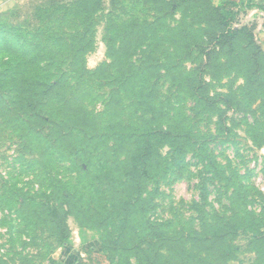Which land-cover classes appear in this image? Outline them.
Segmentation results:
<instances>
[{
	"label": "rangeland",
	"instance_id": "obj_1",
	"mask_svg": "<svg viewBox=\"0 0 264 264\" xmlns=\"http://www.w3.org/2000/svg\"><path fill=\"white\" fill-rule=\"evenodd\" d=\"M82 3L10 0L0 12V264H77L81 259L94 264L84 249L109 254L102 264H264L262 72L251 75L243 58L228 60L227 52L179 64L173 57L180 52L174 36L184 30L201 36V11L184 18L145 0H120L116 6L108 0L104 6L109 9L99 13L110 10L111 17L88 26ZM160 16L168 28L156 23ZM25 40L30 41L28 56L39 53L36 62L30 57L20 62L25 55L18 48ZM46 50L59 62L42 59ZM59 70L67 77L61 92L72 104L81 103L98 124L118 116L129 125L161 126L173 134L170 143L158 141V157L169 168L165 174L154 170L156 178L148 181L144 195L151 207L144 217H130L137 226L123 228L112 220L104 226L81 224L71 210L65 211L69 238L62 245L58 238L65 234L58 237L46 208L49 176L62 179L79 205L91 207L93 214L115 216L113 203L122 205L134 194L124 198L117 188H107L116 196L101 194L107 177L98 160L113 166L117 158L121 165L128 150L119 156L111 145L88 146L87 135L77 133L82 131L73 132L68 147L59 134H51L45 122H59L54 115L64 99L43 97L45 83L36 79L58 77L59 82ZM27 71L36 76L32 82L20 80ZM199 78L206 87L193 92ZM23 84L30 92L23 93ZM151 85L161 118L142 114L136 97ZM33 102L44 120L36 116ZM121 172L113 173L112 180ZM147 220L154 226H146ZM220 231L228 233L221 244L213 237ZM159 237L172 241L156 243ZM203 237L208 241L197 242ZM137 246H151L162 256L148 257ZM195 252L204 257L194 258Z\"/></svg>",
	"mask_w": 264,
	"mask_h": 264
},
{
	"label": "trees",
	"instance_id": "obj_2",
	"mask_svg": "<svg viewBox=\"0 0 264 264\" xmlns=\"http://www.w3.org/2000/svg\"><path fill=\"white\" fill-rule=\"evenodd\" d=\"M105 1L108 2V0H83L82 7H83V15L87 19V25L88 26H94L99 24L100 20H103L104 17H107L108 19L111 17L112 12L108 10V13H99V11H107V9L104 6ZM122 1V0H121ZM127 1V0H125ZM120 0H111V5L116 6ZM145 3H154L155 6H157L160 10H169L171 13V16L177 11L181 12V15L184 18L188 17V13L193 11L196 13L200 12V9H197V6L199 8L202 7V4L199 2H193L188 3L185 0H145ZM97 4V5H96ZM202 10V9H201ZM217 11V10H216ZM214 11L210 9V22L206 23L205 26H202L201 29V36L194 35L193 32H188L187 30L182 31V33H179L178 35H175L174 40L179 41V53H175L173 56L179 64L181 62L189 61L190 59L197 60L198 57H209L211 58L213 55H217L220 57L221 54L226 53L227 58L229 60L233 59L234 54V37L238 36V31L232 30L228 28V24L223 23L222 14L219 11ZM202 13V12H201ZM104 14V15H103ZM166 14V13H165ZM206 8H205V16H206ZM161 18H157L156 23L158 25H161L165 28H168L164 20H166L165 16H160ZM110 24H112L110 22ZM203 24V22H201ZM81 32V31H78ZM82 34V32H81ZM157 34L159 32L157 31ZM156 34V35H157ZM168 37H165L167 39ZM25 45H21V51L23 50V54L25 55L20 56V62L21 60H25L26 58L30 57L34 62H36V59L39 57V53L35 56H28L30 54V50H27L25 47L27 45L30 46V41L25 40ZM62 44H55V47H60ZM211 47H210V46ZM53 46V45H52ZM215 46H218L220 50H217ZM37 47H34L33 49H36ZM45 48V47H41ZM25 49L28 51V55L25 52ZM38 49V48H37ZM50 49V47H49ZM198 52L197 56H195V52ZM119 53V52H118ZM62 56V55H61ZM77 56V55H76ZM75 56V57H76ZM42 59H46L51 64L54 62H59L58 60H55L54 54L51 50L43 51V55H41ZM255 62L257 63V69L260 68V59H256ZM153 70L156 72V68L154 67ZM33 71H27L23 74V76L20 77V80L23 82L29 81L32 82L34 79H36V76H31L30 73ZM52 72H50L51 74ZM60 77L59 82L56 80L57 78H53L52 75L50 80H47L45 82L44 79H36L39 82H44V85L41 87L43 90L42 96L47 97L49 101H53L55 99H64L61 107L58 109L57 114L54 115L59 119V122L54 121L51 118H48L46 124L50 126L51 134H59L60 138L62 139V142L68 145V147L72 146L70 143V137L72 136L73 132H77L80 135H87L86 142L88 146L90 144H94V147L96 146H105V145H111L110 147H113V150L118 153L120 156L121 153L126 150L130 152V155L126 156L124 160H122L121 165L117 163L119 159H114L115 164L112 166V164L105 165L103 162V159H99L98 163L101 164V171H104V175L107 177V181H105V191H101V194L104 196L109 195V191H107V188L113 189L117 188L121 190V194H125L124 198L129 194L133 195V199H124L121 200L122 205H117L113 203L112 208L116 215L114 216L112 213L109 215L106 213L101 214H93V209L90 207L88 210L81 207L79 205V202L76 201L75 198H73V195L69 192V188L65 185L64 181L62 179H59L57 177H48V181L51 183L50 185V194L47 196V212L50 218V223L53 226V228L58 231V237L60 234H65V236L62 238H58L60 241V244L62 245L65 243L69 238V231L66 224V218H65V211H72L75 218L81 223V224H100V226H104L107 222H110L111 220L113 223H120L123 225V228L126 226H137L133 222L130 221V217L136 214H143L144 212L151 207L149 206V200L148 198H144V195L146 194V189L148 186V181L152 178H156V175L154 174V170L156 169V172L165 174L166 171L169 168V163L164 161V159L158 157V147L160 146L159 140L164 138L167 143H170L169 140L172 138L173 134L171 132V129H164L161 126L157 127H151L146 124V128L142 129V126L132 125L130 123L127 124L123 121V119L119 118L118 116L115 117L112 121L108 122L106 125L98 124L89 113L85 110V108L82 106V104H72V100L67 98L66 92H61V80L66 77V74L62 70H59ZM73 79V78H72ZM198 84L194 85L193 87L190 86L188 88L192 87V91L195 92L197 89L206 87V82L204 79L202 80L199 78ZM25 87L23 90V93L25 91L30 92V88L23 84ZM39 85H37L38 87ZM156 86L151 85L148 88H144L141 91L136 93V97H138L139 105L144 108V111L142 114L149 115V116H156V118H161V114L159 113V110L154 107V104L152 103V99L155 96L156 93ZM46 89V90H45ZM22 93V94H23ZM72 93H74L72 91ZM119 102H115V105ZM28 104V103H27ZM36 106V110L39 109V106L34 104V102L31 104L32 107ZM121 105V104H120ZM61 111V112H59ZM39 110L38 113H36V116L39 118ZM61 116H60V115ZM118 117V119H116ZM41 120H44V118H39ZM142 120V119H141ZM143 122V121H142ZM86 137V136H85ZM113 145V146H112ZM166 145V144H165ZM115 148V149H114ZM135 148V149H134ZM134 151H131L133 150ZM121 152V153H120ZM88 155L91 157L93 156L90 153ZM86 168L88 166L86 165ZM106 168V169H105ZM88 171V169H86ZM121 170V175L116 176L117 181L112 180L111 177L113 173L119 172ZM76 173V172H75ZM157 173V174H158ZM57 195L59 197L57 198ZM116 196L113 192L109 195V197ZM52 202H55L54 204ZM53 204V205H52ZM111 209V207H110ZM64 211V212H63ZM37 212V209H36ZM95 213V212H94ZM99 213V212H98ZM106 214V215H105ZM125 216V217H124ZM98 220V221H96ZM149 224L146 226H154V224L150 223L149 220H147ZM145 225V224H144ZM134 228V227H131ZM223 232V231H222ZM221 231L215 235H213L214 239H216L215 243L217 242H223L225 241L224 238H226V234L228 233H222ZM234 232H237V228L234 227ZM123 237V235H122ZM195 240V239H194ZM158 241H161L164 245L167 244L168 241H172V238L168 237H159L158 240H156V243H159ZM208 241L207 237L200 238L197 242H203ZM150 244V239L146 241L144 244ZM220 243V244H221ZM146 244V245H147ZM200 244V243H198ZM104 250L108 251L109 247L107 243H104L103 245ZM151 246H148L144 250L140 248V246H137V249H139V253H143L146 256L150 257L149 255H152L153 252H151L150 248ZM149 248V249H148ZM84 252L92 257L91 261L94 264H102V260L106 259L107 256H99L96 255L93 250L90 249H84ZM109 253V251H108ZM160 253H153L155 256H162ZM109 255V254H108ZM194 258L198 259L200 257L195 253L192 254ZM203 259V258H202ZM206 259V257H205ZM78 264H88L87 261L84 259H81Z\"/></svg>",
	"mask_w": 264,
	"mask_h": 264
},
{
	"label": "crops",
	"instance_id": "obj_3",
	"mask_svg": "<svg viewBox=\"0 0 264 264\" xmlns=\"http://www.w3.org/2000/svg\"><path fill=\"white\" fill-rule=\"evenodd\" d=\"M10 0H0V12L3 10L5 3H8ZM188 3L197 2L201 3L202 7L200 9L202 12L200 15L201 22L203 26L206 23L210 22V9L214 11H219L222 14L223 23L228 24V28L238 31V36L234 37V56L233 58L239 59L243 58V65H250L251 75L255 72H262L264 75V23L261 26L258 20H248L246 19L247 13L253 8H260L264 10V0H185ZM206 8V16H205ZM202 9V10H201ZM216 11V12H217ZM181 14L180 11H177V14ZM195 12L191 11L188 13L187 18H192L195 16ZM198 14V13H196ZM177 19V15L175 16ZM174 18V19H175ZM217 50H220L218 46H215ZM229 60V58H227ZM256 59H260V68L257 69L255 62ZM223 63V61H221ZM233 70H230V72ZM255 71V72H254ZM244 82L246 79L242 77ZM85 253V252H84ZM106 253V252H105ZM86 254V253H85ZM99 256H108L105 254H97ZM107 254V253H106ZM87 255V254H86ZM88 256V255H87ZM90 257V256H89ZM83 258V257H82ZM108 258V257H107ZM106 258V259H107ZM103 259V260H106ZM87 261L86 259H84ZM102 260V261H103ZM78 264V263H77Z\"/></svg>",
	"mask_w": 264,
	"mask_h": 264
},
{
	"label": "water",
	"instance_id": "obj_4",
	"mask_svg": "<svg viewBox=\"0 0 264 264\" xmlns=\"http://www.w3.org/2000/svg\"><path fill=\"white\" fill-rule=\"evenodd\" d=\"M246 19L251 21L258 20L259 24L262 26L264 23V10L260 8H253L247 13Z\"/></svg>",
	"mask_w": 264,
	"mask_h": 264
}]
</instances>
